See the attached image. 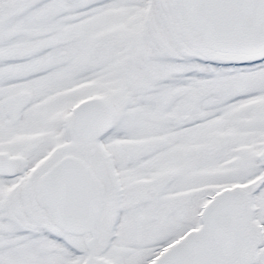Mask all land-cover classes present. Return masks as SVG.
Listing matches in <instances>:
<instances>
[{
  "label": "snow or ice",
  "instance_id": "obj_1",
  "mask_svg": "<svg viewBox=\"0 0 264 264\" xmlns=\"http://www.w3.org/2000/svg\"><path fill=\"white\" fill-rule=\"evenodd\" d=\"M0 264H264V0H0Z\"/></svg>",
  "mask_w": 264,
  "mask_h": 264
}]
</instances>
